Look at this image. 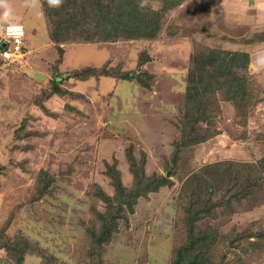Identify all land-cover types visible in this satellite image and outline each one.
I'll return each mask as SVG.
<instances>
[{
  "label": "rangeland",
  "instance_id": "obj_1",
  "mask_svg": "<svg viewBox=\"0 0 264 264\" xmlns=\"http://www.w3.org/2000/svg\"><path fill=\"white\" fill-rule=\"evenodd\" d=\"M44 1L0 3V13L11 9L9 21L0 19V41L9 24L27 29L22 57L8 64L0 51V264H171L184 243L182 191L191 174L215 164L207 176L222 208L205 223L214 233L209 262L264 264V70L253 63L264 48L245 45L264 28L237 41L221 10L239 0H185L169 10L166 0H142L160 15L156 39L85 42L80 34L56 44L60 13L50 20L47 11L58 7ZM197 49L250 54V107L239 113L217 93L199 125L213 136L189 146L188 70ZM131 159H146V175L171 185L139 199L112 239L96 245L106 210L98 190L114 196L113 169L131 188ZM230 175L242 191L235 198ZM194 185L204 196V182Z\"/></svg>",
  "mask_w": 264,
  "mask_h": 264
},
{
  "label": "trees",
  "instance_id": "obj_2",
  "mask_svg": "<svg viewBox=\"0 0 264 264\" xmlns=\"http://www.w3.org/2000/svg\"><path fill=\"white\" fill-rule=\"evenodd\" d=\"M45 1L44 6L46 7L48 6V0ZM141 1L62 0L58 8H53L55 10H49L46 13L50 20L52 19L53 11L60 13L56 17L57 22H55V27L51 31V40L56 44H65L70 40L78 41L81 39L80 34L85 35L83 39L85 42L92 40L96 42H113L120 39H156L160 26V15L141 8ZM166 1L168 6L165 8L169 10L170 8H177L185 0ZM87 6L94 9L86 11L85 7ZM77 17L84 25L83 29H81L78 22H75V27L73 26V22ZM63 20L68 23L67 27H64ZM86 26H89V29ZM26 31L27 29L25 28ZM61 52L63 53V51ZM249 67L250 54L247 52L240 50L233 52L208 50L202 52L198 49L196 50L193 58L191 57L188 70V103L185 114L190 122L189 124H192V132L190 134L188 130V137L191 138H189L190 142H187L186 145H199L213 136L212 134H204L205 136L199 134V128L202 130V126L199 125L207 123L210 119L209 113L217 93L224 92L226 101L232 103L236 111L247 114V109L250 107L247 90L250 76H247ZM126 77L129 80L137 78L135 73H130ZM56 81H59V78H56ZM60 94V92L55 91L52 95L60 96ZM145 160L143 159L139 165L133 159L130 160V170L134 178L131 188H127L124 185L121 174L118 171L113 169L108 172L112 179L115 194L114 196H109L102 189L99 188L98 190L97 195L105 203L106 210L99 215L102 226L94 237L95 239H93L96 245L107 244L112 239L118 230L119 222L123 219L126 222L128 221V212L133 213L139 199L171 185L170 180L165 177L147 176ZM217 166L219 167L220 165H207L200 172L191 174L186 189L182 191L186 197V202L183 205L184 217L182 222L185 225L184 243L180 247L175 248L171 264H210L208 247L214 241V233L211 226L208 224L205 226V223L214 219L217 209L222 207L215 199L217 192L214 189H217V187L213 184V181H208L207 172L208 170H214L213 168ZM201 181L205 184V189H203L204 196L199 190L202 185H194L196 182L199 183ZM237 182L231 177L228 183V187L231 188L228 189L227 193H234V198L241 194L239 192H242L236 187ZM18 263L22 264V260L19 259Z\"/></svg>",
  "mask_w": 264,
  "mask_h": 264
},
{
  "label": "crops",
  "instance_id": "obj_3",
  "mask_svg": "<svg viewBox=\"0 0 264 264\" xmlns=\"http://www.w3.org/2000/svg\"><path fill=\"white\" fill-rule=\"evenodd\" d=\"M230 4L229 11H223L224 9H222L221 13L227 26H230L229 31L237 34L236 39L238 42L244 41L245 38L242 37L246 34L258 32V29L264 28V0H239L236 4L234 2ZM262 33L261 39L253 40L254 42L246 41L245 45L251 46L253 50L264 48V31ZM254 46L257 47L254 49ZM257 78L258 82L262 81L261 77Z\"/></svg>",
  "mask_w": 264,
  "mask_h": 264
},
{
  "label": "built area",
  "instance_id": "obj_4",
  "mask_svg": "<svg viewBox=\"0 0 264 264\" xmlns=\"http://www.w3.org/2000/svg\"><path fill=\"white\" fill-rule=\"evenodd\" d=\"M11 25L16 27L11 30L10 34L9 25H7L3 30V38L0 41L1 56L8 64L14 63L15 59L24 55V40L26 36L25 27L22 24Z\"/></svg>",
  "mask_w": 264,
  "mask_h": 264
},
{
  "label": "clouds",
  "instance_id": "obj_5",
  "mask_svg": "<svg viewBox=\"0 0 264 264\" xmlns=\"http://www.w3.org/2000/svg\"><path fill=\"white\" fill-rule=\"evenodd\" d=\"M0 3H2V0H0ZM61 3L62 0H48V4L51 7H58ZM10 16H11V9L7 5H4V11L0 13V19L7 22L9 21ZM15 27H16L15 25L9 24L10 34H11V30ZM253 63L257 71L264 70V51H258L255 54V59Z\"/></svg>",
  "mask_w": 264,
  "mask_h": 264
}]
</instances>
